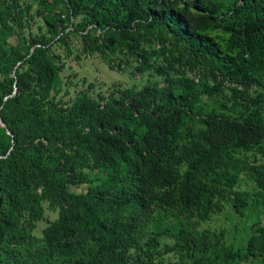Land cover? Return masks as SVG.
I'll list each match as a JSON object with an SVG mask.
<instances>
[{
  "label": "trees",
  "instance_id": "16d2710c",
  "mask_svg": "<svg viewBox=\"0 0 264 264\" xmlns=\"http://www.w3.org/2000/svg\"><path fill=\"white\" fill-rule=\"evenodd\" d=\"M61 1L68 15L47 20L52 36L29 39L32 52L0 39V264L259 263L264 222L240 245L203 226L222 211L226 165L264 154V0ZM0 12L3 28L9 16V31L21 27L25 12ZM76 31L83 51L125 49L136 72L169 86L63 102L54 47ZM172 52L211 83L170 79ZM256 182L264 189V166ZM234 196L242 226L246 201ZM46 210L57 217L38 236Z\"/></svg>",
  "mask_w": 264,
  "mask_h": 264
},
{
  "label": "rangeland",
  "instance_id": "374dc122",
  "mask_svg": "<svg viewBox=\"0 0 264 264\" xmlns=\"http://www.w3.org/2000/svg\"><path fill=\"white\" fill-rule=\"evenodd\" d=\"M179 6L182 8L183 4ZM7 7L15 13L23 11L25 12V16L22 18L21 27H15V31H9L13 30L14 26L10 22L12 18L10 16L7 17V27L9 30H6L0 24V39L7 40L6 42L12 45H16L17 41L20 40L24 49H29L30 52H32L33 48H30L29 39L40 36L49 39L52 36L50 27L47 25V20L58 25V18L64 19L69 13L68 7L61 0H0V11L3 8L7 9ZM0 14L2 15L1 12ZM12 15L15 18L13 13ZM70 22H73L72 18ZM64 41L65 44L59 42L54 47V55L59 57V65L64 64V68L60 74L63 82L62 91L58 98L62 97L65 91L69 92L68 96L63 97V102L68 101L80 91H85L87 95L91 94L94 97L100 95L106 97L112 92L115 93L116 91L133 87L140 90L143 86L148 85L149 82L158 84L159 88L169 86V83L163 77L156 76L153 71L141 74L136 72L134 69L139 67L140 60L133 55L127 54L125 49L118 51L115 56L85 52L82 48L80 34L77 31L71 35L68 41ZM66 44L70 45L69 50L66 48ZM160 46L152 37L151 43L144 42L142 47L148 49L151 53V51L159 49ZM166 46L172 50L169 43H166ZM166 55L171 58L172 67L176 71L172 73L170 79L176 80L181 78L189 80V82L194 81L196 85L211 83L210 80L201 76L197 69L192 70L190 67L187 68L184 60H181L179 63L177 58H180L182 55L184 56V53L181 55L178 52H172ZM146 59L151 60L156 65H163L162 57L157 62H154L155 58L150 54ZM118 64H124L123 68L121 66L117 67ZM173 83L176 85V92L183 88L181 84ZM90 85L91 89H89ZM229 87L231 85L225 83L224 90L228 91ZM194 90L197 91L201 100L206 98L205 95L200 94L201 90L198 86H194ZM201 103L197 101L195 104L200 105ZM195 125L197 126V121ZM263 166L264 154L259 151L240 154L226 165L225 178L222 180L223 185H225L224 189L226 190L222 201V211L216 214L212 221L203 227L208 226L215 231L226 229L229 243L240 245L247 239L246 232H248V228L252 222L257 220L264 222V189H259V185L256 182L258 171ZM229 185L235 186L230 188ZM234 191L243 196L246 201L247 211L245 222H243L244 224L242 223V226L238 223L236 224V215L230 209L235 200ZM56 217V212L46 210L45 220L37 224L36 234L40 236L47 223L55 220ZM243 228L247 230L244 231ZM253 264H264V257L260 259L259 263Z\"/></svg>",
  "mask_w": 264,
  "mask_h": 264
},
{
  "label": "water",
  "instance_id": "95a60500",
  "mask_svg": "<svg viewBox=\"0 0 264 264\" xmlns=\"http://www.w3.org/2000/svg\"><path fill=\"white\" fill-rule=\"evenodd\" d=\"M0 123H1V122H0ZM1 126H2V127H4V124H3V123H1Z\"/></svg>",
  "mask_w": 264,
  "mask_h": 264
}]
</instances>
